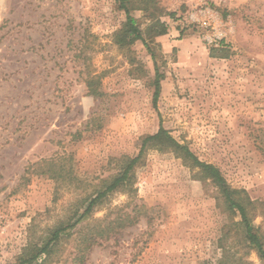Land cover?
<instances>
[{
	"label": "rangeland",
	"instance_id": "374dc122",
	"mask_svg": "<svg viewBox=\"0 0 264 264\" xmlns=\"http://www.w3.org/2000/svg\"><path fill=\"white\" fill-rule=\"evenodd\" d=\"M145 2L130 14L154 59L140 40L116 43L117 0H0V264L42 246L160 126L253 201L264 244V0ZM200 8L231 24L217 46L190 18ZM156 19L166 33L147 37ZM104 201L40 263L217 264L225 244L264 264L211 178L161 138ZM126 214L134 222L119 227Z\"/></svg>",
	"mask_w": 264,
	"mask_h": 264
},
{
	"label": "trees",
	"instance_id": "16d2710c",
	"mask_svg": "<svg viewBox=\"0 0 264 264\" xmlns=\"http://www.w3.org/2000/svg\"><path fill=\"white\" fill-rule=\"evenodd\" d=\"M146 5H154L155 0H145ZM119 8L125 12L126 21L123 27L116 34V43L119 46H128L136 40H140L150 51L152 58L154 59V53L151 51L148 42L142 31L135 24L134 18L130 14V10L134 7L135 0H117ZM146 36H156L166 33V27L164 23L160 22L158 19L154 20L152 23L148 24L145 30ZM160 74L156 68V78L154 80V91L152 101L156 104V101L160 93ZM157 138H161L168 143L175 144L178 148H181L185 155L189 157L194 165L198 166L204 173H206L212 180V182L218 187L221 195L224 198L226 208L232 214L238 213L240 216V221L236 222V225H240L243 230L244 240L247 247H251L259 256L260 259L264 261V244L261 240L260 235L256 232L254 226L251 224L249 219V213L255 209L253 201L245 194L242 196L240 190L231 188L225 181L220 170L212 165L202 162L197 159V157L192 154L186 147L177 144L174 139L168 134L167 130L159 127L158 131L151 136H147L142 143L141 149L137 156L126 157L123 156L120 159V164L118 168V173L115 174L109 180L101 181V188L96 190L92 196L87 198V202L81 207L79 205L74 208L71 215L67 218L66 223H60L55 226L51 232L49 238L42 246L36 244H27L24 246L22 252L15 258L13 263L10 264H41L50 255L64 235L73 234L72 230L81 226L84 220H86L91 214L92 210L103 204L104 200L113 192L117 190H123L131 184V179L133 177V170L139 160L141 152L144 145L150 141ZM244 193V192H243ZM134 222V218L129 214L120 218L117 222L119 227H124L126 225H131ZM112 221L108 223L107 227L97 228L98 231L93 232L91 235L84 239L85 245L91 246L102 237H107L108 233L112 230ZM221 249L223 254L221 258L217 261V264H244L242 259H233V252L230 247L221 244Z\"/></svg>",
	"mask_w": 264,
	"mask_h": 264
},
{
	"label": "built area",
	"instance_id": "2783aa9c",
	"mask_svg": "<svg viewBox=\"0 0 264 264\" xmlns=\"http://www.w3.org/2000/svg\"><path fill=\"white\" fill-rule=\"evenodd\" d=\"M190 18L207 30L208 41L212 45L220 44L232 31L230 22L209 8H200Z\"/></svg>",
	"mask_w": 264,
	"mask_h": 264
}]
</instances>
